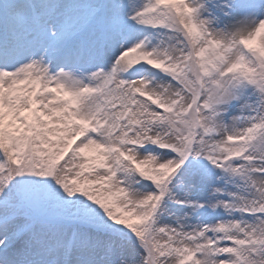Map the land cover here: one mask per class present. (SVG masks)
Listing matches in <instances>:
<instances>
[{
  "label": "snow or ice",
  "instance_id": "1",
  "mask_svg": "<svg viewBox=\"0 0 264 264\" xmlns=\"http://www.w3.org/2000/svg\"><path fill=\"white\" fill-rule=\"evenodd\" d=\"M0 264H264V0H0Z\"/></svg>",
  "mask_w": 264,
  "mask_h": 264
}]
</instances>
